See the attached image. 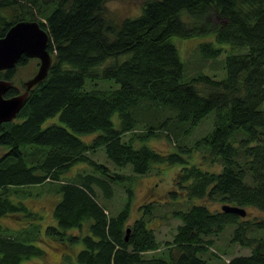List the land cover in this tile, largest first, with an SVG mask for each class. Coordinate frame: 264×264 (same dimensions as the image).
I'll return each instance as SVG.
<instances>
[{"label":"trees","instance_id":"trees-1","mask_svg":"<svg viewBox=\"0 0 264 264\" xmlns=\"http://www.w3.org/2000/svg\"><path fill=\"white\" fill-rule=\"evenodd\" d=\"M106 1L0 0V9H21L9 18L0 15V36L17 20L36 19L48 33L52 57L45 78L29 90L16 117L0 123V146L5 148L0 154V217L26 221L15 234L0 222V264L44 254L32 242L38 238L39 213L13 195L46 182L53 183L58 198L52 207L55 223L44 232L72 247V253H65L67 264H218L200 253L214 243L208 235L228 224H235L231 241L250 252L221 264H264V217L241 219L221 209L229 203L264 211V0H142L139 13L117 22L106 19ZM204 35L221 45L210 38L199 42L200 57L224 52L219 78L203 72L187 77L171 41L172 36ZM121 54L127 55L120 60ZM26 57L21 54L15 65ZM15 65L1 70L0 77L12 80ZM86 78L113 79L118 86L85 89ZM17 92L13 84L4 95ZM157 109L170 113L137 132L138 113ZM115 112L118 126L112 121ZM210 113L214 125L192 147L218 158L220 169L189 163L184 157L189 148L159 150L146 144L168 128L187 133ZM55 115L57 121L43 125ZM85 133L93 134L88 142L79 136ZM101 146L120 170L88 154ZM78 162L87 163L83 169L89 170L65 175ZM156 163L180 166L177 182L186 199L224 202L210 209L193 200L187 209L173 210L181 223L168 242L177 252L168 258L144 256L159 248L145 216L149 203L128 221L131 182ZM125 166L130 173L121 170ZM112 182L124 185L127 199L109 215L93 184L108 193ZM253 224L262 236L247 234Z\"/></svg>","mask_w":264,"mask_h":264},{"label":"rangeland","instance_id":"rangeland-1","mask_svg":"<svg viewBox=\"0 0 264 264\" xmlns=\"http://www.w3.org/2000/svg\"><path fill=\"white\" fill-rule=\"evenodd\" d=\"M142 0H107V11L105 14L106 19L113 22L122 19L125 16H133L139 13ZM20 12L21 9H18ZM16 8L8 7L0 9V15H4L5 18H9L13 13L18 12ZM39 19L38 16H36ZM27 19V18H25ZM36 20V19H35ZM109 34V33H108ZM110 35V34H109ZM212 39L213 36H192L188 38H182L178 36H172L171 41L175 44L178 54L182 61L185 63L187 69L186 76L190 77L197 74V72L207 73L216 78L223 76V56L224 52L220 56L215 58H203L200 57L197 51V44L201 41ZM215 45H221L212 39ZM225 46L224 44H222ZM127 55V54H126ZM125 54H121L119 59L122 60ZM39 59L37 57H26L25 61L18 63L14 67V75L12 76V82L18 91L23 90V81L30 78L37 70ZM118 84L113 79H85L84 88L90 89L93 87L108 88L117 87ZM202 88V85H198ZM169 110H149L140 111L138 113L139 126L136 130L141 131L142 127H145L146 123L158 124L167 115ZM52 121H57V115L47 118L43 125H46ZM112 121L115 126H118L119 119L118 114L115 112L112 114ZM214 125V114L210 113L206 115L195 127L189 132L176 133L174 128H168L165 131H160L157 137L149 138L146 144L159 150L172 151L175 147L183 146L189 150L185 151L184 157L189 163L200 165L207 169H220V160L211 156L203 148H193V142L201 135L208 132ZM181 132L182 129L179 128ZM93 134L85 133L79 135L84 141H90ZM129 133L124 134L128 138ZM168 137H167V136ZM238 135L237 137H240ZM5 151L3 146H0V154ZM88 154L98 161L108 164L111 170H120L115 167L112 162L106 157L104 148L97 147L93 151H89ZM129 166V165H127ZM125 166L121 170L126 173H130V168ZM89 165L84 162L74 163L66 171L65 175H72L75 171H81L82 173L88 171L83 168H88ZM180 166L176 164H160L156 163L153 168L148 172L136 176L132 182V197L129 213V222L140 215V206L149 203L151 211L145 216L150 218V225L154 231L155 238L159 244V248L156 250L148 251L144 253V256L150 258L152 256H160L168 258L170 254L175 255L177 252L176 247L173 244H169L172 240L173 233L176 230V225L181 223V219L173 215V210L187 209L191 202L199 201L204 202L210 209L220 208V205L224 202L218 200H202V199H186L184 196V188L180 187L177 182V172ZM111 189L108 193H105L103 189L96 184H93L96 189V199L102 204L106 212L109 215L116 213L122 205L125 203L126 188L121 183H110ZM53 183H44L41 185H28L25 186L24 193H18L13 195V199H21L24 203L33 211L39 213L40 217L38 225L36 226L38 238L32 242L42 247L45 251L42 256H31L23 259L20 264H67L68 260L65 259V253H72V247L65 245L53 238H50L44 232V228L47 224L55 223L52 216V207L58 198V194L54 191ZM139 207V208H138ZM247 213L244 216H240L241 219L255 220L264 217V211L255 206H244ZM1 225L9 233H18L25 228L23 224L26 221L20 217L16 218L12 215H3L0 217ZM235 224H228L217 235L212 236L214 243L209 248L200 253L201 256L206 257L211 263L221 264L225 260L230 259L234 255L248 254L250 247L243 246L238 242L231 241V234ZM74 232L76 229L72 230ZM85 231V229H83ZM84 233V232H81ZM247 234L262 236L263 231L258 230L254 224L247 230ZM170 249V250H168ZM155 264V263H152Z\"/></svg>","mask_w":264,"mask_h":264},{"label":"water","instance_id":"water-1","mask_svg":"<svg viewBox=\"0 0 264 264\" xmlns=\"http://www.w3.org/2000/svg\"><path fill=\"white\" fill-rule=\"evenodd\" d=\"M47 42V31L35 19L17 20L0 36V71L14 66L21 54L39 59L37 70L23 81L24 88L20 92L5 96L4 93L13 82L0 77V123L15 118L26 101L29 90L45 78L52 59ZM221 209L240 216L246 214L245 208L239 205L225 203L221 205Z\"/></svg>","mask_w":264,"mask_h":264}]
</instances>
